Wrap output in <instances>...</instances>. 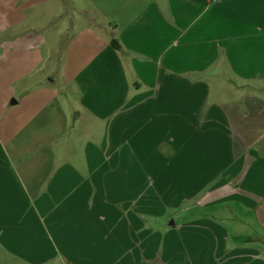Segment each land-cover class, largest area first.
I'll return each mask as SVG.
<instances>
[{
	"label": "crops",
	"instance_id": "crops-1",
	"mask_svg": "<svg viewBox=\"0 0 264 264\" xmlns=\"http://www.w3.org/2000/svg\"><path fill=\"white\" fill-rule=\"evenodd\" d=\"M262 93L264 0H0V264H264Z\"/></svg>",
	"mask_w": 264,
	"mask_h": 264
},
{
	"label": "rangeland",
	"instance_id": "rangeland-1",
	"mask_svg": "<svg viewBox=\"0 0 264 264\" xmlns=\"http://www.w3.org/2000/svg\"><path fill=\"white\" fill-rule=\"evenodd\" d=\"M43 6H45V5L42 4L41 8H43ZM39 10H42V9H39ZM65 10L67 11V14H64L63 17L70 13V10H67V9H65ZM69 26L70 25H68L67 28L66 27L63 28L55 38H53V39L50 38V43H52V44H49V47H51V49H53V53L55 50H57V52H58L59 49L61 51L64 48V45L67 42L68 37L70 36V30L71 29L69 28ZM50 29L51 28H47V29L45 28L43 30L45 31V34H46V33L50 32ZM55 54H57V53H55ZM261 96L264 97V93H262ZM168 146L169 147L172 146V143L168 142ZM229 206H227L225 209L228 210V208H233L234 210H233V213L231 215L225 213L224 211H220V208H223L222 206H220L219 209H216L215 207H212V206H208V207H205L203 209L202 208L201 209L198 208V209L201 213L207 212V213L212 214L215 211L216 218H215V220H213V222L217 225H222L225 228V230L229 231L231 233V235H233L231 238L235 241L244 240V237H242V238L240 237L241 235H239V234L236 235V232H238V231L243 233V232H248L252 229H255L258 231L264 229L263 227L257 225L256 223L249 221V219H251V217H250L251 213L245 211L242 207L240 208L236 205H229ZM202 225H204V222L202 223ZM234 234H235V236H234Z\"/></svg>",
	"mask_w": 264,
	"mask_h": 264
},
{
	"label": "trees",
	"instance_id": "trees-1",
	"mask_svg": "<svg viewBox=\"0 0 264 264\" xmlns=\"http://www.w3.org/2000/svg\"><path fill=\"white\" fill-rule=\"evenodd\" d=\"M111 43L115 46V47H119V43L115 38L111 39Z\"/></svg>",
	"mask_w": 264,
	"mask_h": 264
}]
</instances>
